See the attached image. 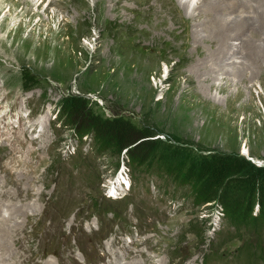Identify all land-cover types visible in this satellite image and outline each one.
<instances>
[{
  "label": "rangeland",
  "instance_id": "374dc122",
  "mask_svg": "<svg viewBox=\"0 0 264 264\" xmlns=\"http://www.w3.org/2000/svg\"><path fill=\"white\" fill-rule=\"evenodd\" d=\"M236 1L237 8L243 0ZM152 5L0 0V220L13 211L16 181L33 189L24 201L13 197L26 214L7 222L22 239H9L11 251L2 254L7 262L18 255L27 259L23 264H264V232L234 229L219 202L198 205L190 186L131 165L126 149L101 153L91 137L81 136L90 116H122L157 131L184 157L243 155L247 147L250 155L243 156L264 165L263 76L226 85L229 76L219 72L209 95L195 83L192 95L180 97L177 78L167 77L189 73L200 57L169 31L142 33ZM249 30L241 39L233 32L230 54L248 37L258 42L251 48L262 44L264 51V35ZM139 65H149L145 76ZM32 78L33 89H24ZM72 95L84 97L85 117L62 113L61 102Z\"/></svg>",
  "mask_w": 264,
  "mask_h": 264
},
{
  "label": "bare ground",
  "instance_id": "6f19581e",
  "mask_svg": "<svg viewBox=\"0 0 264 264\" xmlns=\"http://www.w3.org/2000/svg\"><path fill=\"white\" fill-rule=\"evenodd\" d=\"M29 1L31 2L32 6H37L38 2H40V0H29ZM108 1L111 0H94L96 5L99 7L100 6L106 7ZM121 1L123 2L124 0ZM139 1H144V0H139ZM164 1L165 0H160V1L152 0L153 5L151 7H153V13L151 14L150 21L147 22L148 26L142 29V33L152 36L153 33L156 31H164V32L169 31L172 34H175L174 36L177 38V40L180 39V47L183 50H187L189 47H192L197 51L200 59L193 62V64L190 63L191 66L189 65L190 68L188 67V69L190 70L189 73L181 72L176 74L173 71L171 75L167 77V81L171 79L174 80V78H177V81L174 84V90L175 92H177V94L180 97L183 98L186 97L187 95H192L193 92L191 91V88H189V86L195 83L200 84V90L198 91L209 95L210 93L209 91L211 90V88L215 86L213 80H215V78L218 77L217 73L219 72H222V75L229 76L227 78L228 81L226 85H228V83L231 81H233L234 83L235 82L234 78H239L240 79L239 82L241 84H244L245 81H248L252 77L257 76L260 78V76H263L264 78V66H263L264 64L258 63L259 59H261L260 57L264 55V51L261 50L263 49L261 47L262 44L260 46L259 45L255 46V48H251L254 47V45H257L258 42L253 41L248 37L246 43H243L242 41L239 42L240 43V45H238L239 47L237 46V48H235L236 50L230 54V51L232 50L231 46L233 44L232 41L234 39L233 37L231 38L233 32H235V34L233 35L234 37L240 38L242 36L241 32L243 33L249 32L250 31L249 29L252 28L253 30L252 33L258 34L259 36L264 35V0H246L245 2H243L244 1L243 0L242 3L239 4L237 8H236L237 6L236 0H197L193 6L191 5V3L194 0H166L165 3H163ZM225 1L228 2L226 3L227 6H223V3ZM82 3L85 2L83 1ZM129 7L130 6H128V8ZM221 7L223 8L221 9ZM122 8L126 9L124 5L122 6ZM251 9H253V14H255L256 16L253 17L251 16L252 15L250 13V11H252ZM224 10L227 11L229 10V13L227 15H224L222 13ZM253 18H255V20ZM190 29H192L191 36H189V34L187 35L186 33ZM234 40H237V38ZM241 49L242 50L245 49V51L242 53ZM240 52L242 53L240 57H237L236 60L234 58L233 60H230L231 55L238 53L240 54ZM232 64L234 65L232 66ZM148 68L149 65H139L138 75L140 74V76H145V72L148 70ZM248 69L250 70V73L248 72ZM230 76H233V78H230ZM237 85H239V83H237ZM219 88L220 90H223L225 86H220ZM249 94H250L249 100L251 101L253 99L251 88H249ZM238 95H243V91L241 88L239 89ZM204 103L209 104L210 103L209 99H205ZM171 105L172 103L168 105V108ZM33 143H35V140H33ZM242 154L248 156L250 155L247 147L243 148ZM5 166H7V163ZM6 171H10V170L6 169ZM24 183H26V181ZM16 185L17 187L15 194L12 193L9 196L10 202L14 205V208L12 207L13 211H11L7 217H4L3 219L0 220V234L4 236V238L2 237L3 240L0 242V251H1L0 261L2 263H8V264H23L27 262V259L24 258L23 256L17 255L15 258L13 257L14 259L12 261L10 260L11 262H7L5 260V256H2L5 250L6 252L10 250L7 247V244H9L8 242L9 239H13L17 243L21 242L22 240L20 236L18 237L16 235V232H18L17 230L18 226L14 225L13 227L8 225L7 223L8 221H10V218H15L19 213L23 214V212L26 210L24 206L19 207L20 206L19 204H18L19 206H16L17 204V203L15 204L16 198L13 197H16L17 194L18 195L17 197H20L19 200L24 201L27 198L33 196L32 188H28L26 186L24 188L23 185L17 183V181H16ZM6 235L8 237L5 239ZM21 235H23V233Z\"/></svg>",
  "mask_w": 264,
  "mask_h": 264
},
{
  "label": "trees",
  "instance_id": "16d2710c",
  "mask_svg": "<svg viewBox=\"0 0 264 264\" xmlns=\"http://www.w3.org/2000/svg\"><path fill=\"white\" fill-rule=\"evenodd\" d=\"M34 83L32 78L24 89H33ZM83 101L82 96H68L61 102L62 113L73 119L77 114L85 117ZM87 121L81 136L91 137L101 153L126 149L131 165L157 170L163 178L190 186L196 204L219 202L229 226L251 229L258 236L264 232V166L241 154L220 151L184 157L179 147L156 137L157 131L122 116H90Z\"/></svg>",
  "mask_w": 264,
  "mask_h": 264
},
{
  "label": "water",
  "instance_id": "95a60500",
  "mask_svg": "<svg viewBox=\"0 0 264 264\" xmlns=\"http://www.w3.org/2000/svg\"><path fill=\"white\" fill-rule=\"evenodd\" d=\"M251 161H253L254 163H256L257 165H262V166H264L263 164H261V163H258V161H256V160H254L253 158H249Z\"/></svg>",
  "mask_w": 264,
  "mask_h": 264
}]
</instances>
